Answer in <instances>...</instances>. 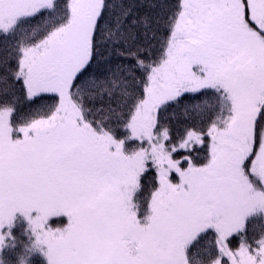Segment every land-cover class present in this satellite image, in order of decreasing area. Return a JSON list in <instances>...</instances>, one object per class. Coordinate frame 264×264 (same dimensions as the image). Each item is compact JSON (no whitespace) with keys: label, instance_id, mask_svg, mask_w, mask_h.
<instances>
[{"label":"snow or ice","instance_id":"obj_1","mask_svg":"<svg viewBox=\"0 0 264 264\" xmlns=\"http://www.w3.org/2000/svg\"><path fill=\"white\" fill-rule=\"evenodd\" d=\"M0 264H264V0H0Z\"/></svg>","mask_w":264,"mask_h":264}]
</instances>
